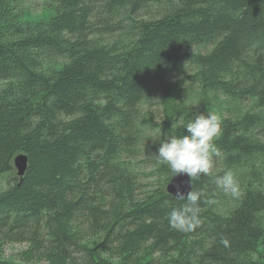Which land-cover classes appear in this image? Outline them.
<instances>
[{"label":"trees","instance_id":"obj_1","mask_svg":"<svg viewBox=\"0 0 264 264\" xmlns=\"http://www.w3.org/2000/svg\"><path fill=\"white\" fill-rule=\"evenodd\" d=\"M27 1L0 0V264H264V0ZM208 113L222 156L191 190L216 203L182 233L155 153Z\"/></svg>","mask_w":264,"mask_h":264},{"label":"clouds","instance_id":"obj_2","mask_svg":"<svg viewBox=\"0 0 264 264\" xmlns=\"http://www.w3.org/2000/svg\"><path fill=\"white\" fill-rule=\"evenodd\" d=\"M222 132V119L218 114L197 115L185 125L184 135L173 136L159 144L155 153L157 162L167 166L173 177H187L190 186L193 180H198L202 175L212 174L214 157L222 156L216 144ZM215 184L226 196L238 199L242 195L240 182L231 170L216 176ZM174 195L186 203L173 208L168 213L167 222L172 230L182 233L193 232L201 226L202 202L209 205L216 203L212 198L205 200L201 191L183 192L177 187ZM220 243L228 247L230 241L222 235Z\"/></svg>","mask_w":264,"mask_h":264},{"label":"water","instance_id":"obj_3","mask_svg":"<svg viewBox=\"0 0 264 264\" xmlns=\"http://www.w3.org/2000/svg\"><path fill=\"white\" fill-rule=\"evenodd\" d=\"M28 160L27 157L23 154H18L13 159V167L16 172L17 178L22 180L26 169H27ZM179 187V189L183 192H187L191 190V185L189 186V182L187 180V177H172L169 183L166 186V193L177 199V197L174 195L176 188ZM179 200V199H178Z\"/></svg>","mask_w":264,"mask_h":264},{"label":"rangeland","instance_id":"obj_4","mask_svg":"<svg viewBox=\"0 0 264 264\" xmlns=\"http://www.w3.org/2000/svg\"><path fill=\"white\" fill-rule=\"evenodd\" d=\"M27 11L31 17L34 19H48L50 16V12L44 11L45 2L44 0H28L25 3ZM2 184V182H1ZM0 187H3L1 185ZM23 246L13 245L4 248L3 256L4 258L15 260L18 254L23 250Z\"/></svg>","mask_w":264,"mask_h":264}]
</instances>
